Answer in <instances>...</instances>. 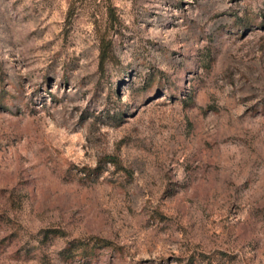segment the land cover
Wrapping results in <instances>:
<instances>
[{
    "label": "rangeland",
    "instance_id": "rangeland-1",
    "mask_svg": "<svg viewBox=\"0 0 264 264\" xmlns=\"http://www.w3.org/2000/svg\"><path fill=\"white\" fill-rule=\"evenodd\" d=\"M0 264H264V0H0Z\"/></svg>",
    "mask_w": 264,
    "mask_h": 264
},
{
    "label": "trees",
    "instance_id": "trees-1",
    "mask_svg": "<svg viewBox=\"0 0 264 264\" xmlns=\"http://www.w3.org/2000/svg\"><path fill=\"white\" fill-rule=\"evenodd\" d=\"M106 46V44L103 45L99 55V64L101 68H103L105 62L108 60V50Z\"/></svg>",
    "mask_w": 264,
    "mask_h": 264
}]
</instances>
